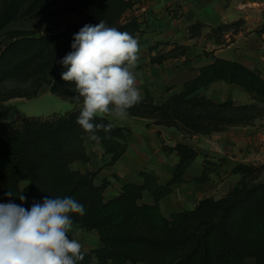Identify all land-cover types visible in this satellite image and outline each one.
<instances>
[{"label": "trees", "instance_id": "obj_1", "mask_svg": "<svg viewBox=\"0 0 264 264\" xmlns=\"http://www.w3.org/2000/svg\"><path fill=\"white\" fill-rule=\"evenodd\" d=\"M45 1L50 0H4L0 30L25 8L34 9ZM75 5L84 17L81 22L39 36L16 32L0 49V117L3 102L35 97L43 85L74 104L63 113L0 123V204L13 203L30 210L45 198L66 196L83 204L85 215L72 214L69 236L75 228L96 231L101 245L84 250L85 258L79 264H249V258L255 260L250 264H264V178H257L262 166L238 163L232 170L240 175L234 188L218 198L206 196L194 208L175 211L169 217L163 214L160 201L173 192L174 185L187 181L185 173L199 154L195 146L185 142L171 146L163 141L165 152L177 151L179 156L171 179L162 183L155 170L144 167L139 172L142 181H123L122 192L112 198L105 195L108 178L97 183V171L83 172L73 167L78 160H90L85 145L88 133L76 122L81 106L73 99L74 83L62 79L66 69L60 61L73 51L74 35L85 24L95 26L105 20L107 26L134 38L142 31L139 16L127 14L134 9L133 0H75ZM237 23L220 24L213 32L219 36ZM202 26L191 25L193 34H198ZM178 49L180 54L185 52V47ZM178 49L151 61L162 63L177 56ZM212 56L213 61L203 65L198 76L163 101H155L147 89L128 116L146 118L148 124L176 127L185 136L211 135L232 126L251 125L264 116V106L260 105L264 103V77L243 62ZM8 82L28 86L12 87ZM216 82L240 85L255 101L242 104L215 100L204 91ZM94 122L107 124L112 120L96 118ZM97 135L112 154L110 163L114 164L127 151L133 130L128 125H115L111 132L99 131ZM223 162L206 156L195 180L212 182L211 174L220 175ZM146 193L152 194L153 203L142 201ZM20 196L25 199L20 200Z\"/></svg>", "mask_w": 264, "mask_h": 264}, {"label": "crops", "instance_id": "obj_2", "mask_svg": "<svg viewBox=\"0 0 264 264\" xmlns=\"http://www.w3.org/2000/svg\"><path fill=\"white\" fill-rule=\"evenodd\" d=\"M133 1L135 2L134 9L130 11L139 16L142 29L135 37L141 46L135 74L142 98L145 97L147 89L152 92L157 102L163 101L173 92L180 91L186 81L200 74V68L203 65L213 61L212 54L238 60L259 72L260 64H258L257 58L263 57V42L254 37V39L248 38L242 33H230V30L224 31L219 36L213 32V28L220 24H230L241 18L248 19L252 7L250 0ZM196 23H201L203 26L198 34H193L191 25ZM231 34H233L232 38ZM219 37L221 41L218 40ZM179 46L185 47L184 53L180 54ZM173 49H178L177 56L162 63L151 61L153 57ZM262 76L264 77V75ZM219 84L238 87L245 91L237 84L216 82L204 93L210 96V89ZM170 87L172 88L169 89ZM112 122L115 125H128L133 130L125 154L114 164H111L112 154L107 151L100 140L99 142L89 140L88 134L85 137V145L90 160H78L73 164L74 168L83 172L97 171V183H100L103 177L108 178L110 183L105 190L106 197L112 198L119 195L122 192L123 181H142L139 172L144 167L155 170L162 183L171 179L174 165L178 162L179 156L177 151L170 154L165 152L161 148L162 139L166 141L165 144L171 146L179 142L188 143L195 146L199 152L192 166L185 173L187 181L174 185L173 192L160 201L163 214L169 217L175 211L194 208L200 199L211 195V184L209 182L199 183L195 177L201 174L203 162L208 154L216 157L221 156L208 150L209 138L216 133L185 136L176 127L148 124V119L135 116H128L124 121L112 120ZM219 139L217 143L227 151V147L229 148L230 145L225 142L223 136ZM242 143L241 145H243ZM254 144L255 149L264 150L262 140L255 141ZM238 163H235L231 168L225 166L222 169L228 175V172L232 171V168ZM229 176V178L235 179L232 189L237 185L239 176L234 173ZM142 201L153 203L154 198L151 193H146ZM94 234L98 237L97 232ZM100 245L101 241L98 240L95 248Z\"/></svg>", "mask_w": 264, "mask_h": 264}, {"label": "clouds", "instance_id": "obj_3", "mask_svg": "<svg viewBox=\"0 0 264 264\" xmlns=\"http://www.w3.org/2000/svg\"><path fill=\"white\" fill-rule=\"evenodd\" d=\"M71 48L60 61L66 69L62 79L74 83L73 99L81 106L77 124L89 140L99 142L97 132L109 133L115 124L96 123V118L124 121L142 100L135 74L141 46L128 32L101 20L95 26L85 24ZM72 214L82 217L85 208L67 196L45 198L30 210L0 204V264H79L85 252L80 241L69 236Z\"/></svg>", "mask_w": 264, "mask_h": 264}, {"label": "rangeland", "instance_id": "obj_4", "mask_svg": "<svg viewBox=\"0 0 264 264\" xmlns=\"http://www.w3.org/2000/svg\"><path fill=\"white\" fill-rule=\"evenodd\" d=\"M4 0H0V8ZM251 11L248 19H240L238 23L233 25L229 30L230 33L238 34L242 33L248 38H255L260 40L264 44V0H250ZM75 0H50L45 1L44 5L36 6L34 9L27 7L21 11L12 22L0 30V49L4 48V42L10 38L13 33L16 32H34L37 36L45 32H55L65 29L69 23H79L83 20V15L76 10ZM133 14L132 11L127 13ZM227 31V30H226ZM222 33V32H221ZM233 34H231V38ZM253 38V39H254ZM221 41L220 37L218 39ZM223 42V41H222ZM264 48V47H263ZM258 64H260V74L264 75V49L263 57L257 58ZM8 86L12 87H27V83H14L8 82ZM209 95L215 100H233L236 103H251L255 100L252 99L249 93L238 87H232L228 85L219 84L210 89ZM264 106V103H260ZM74 107V104L69 100H65L56 94H54L49 85H43L37 96L28 97H15L11 98L1 105V117L2 121L13 120L18 117L32 116V115H50L55 112L63 113ZM224 133L214 134L209 138L208 150L211 153H218L221 156L216 157L213 155H207L216 161L223 159V166L225 168H231L235 163H250L256 166H262V170L259 172L258 179L264 178V150L254 148L255 141L262 140L264 144V116L254 120L251 125L244 126H232ZM223 136L225 142L230 146L227 147V151L222 149L217 143L220 137ZM227 137V138H226ZM244 139V140H243ZM166 142L162 139V143ZM241 142H243L241 145ZM232 144V145H231ZM246 144V145H244ZM162 148V146H161ZM237 165V164H236ZM235 165V166H236ZM204 166V162H203ZM221 167V174L217 175L212 173V190L211 195L215 197H221L225 195L229 189H231L235 179L229 178L232 171H223ZM234 168V167H233ZM232 168V170H233ZM228 171V170H227ZM240 179V175L237 174ZM96 231H83L75 228V232L70 236L80 241L83 245V251H89L97 246L99 236L94 234ZM254 259H247V263H254Z\"/></svg>", "mask_w": 264, "mask_h": 264}]
</instances>
